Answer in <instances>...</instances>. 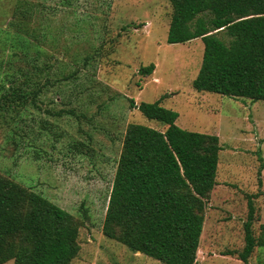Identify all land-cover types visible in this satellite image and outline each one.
Returning a JSON list of instances; mask_svg holds the SVG:
<instances>
[{
	"label": "rangeland",
	"instance_id": "obj_1",
	"mask_svg": "<svg viewBox=\"0 0 264 264\" xmlns=\"http://www.w3.org/2000/svg\"><path fill=\"white\" fill-rule=\"evenodd\" d=\"M171 13L169 0H0V86L7 69L4 30L19 29L37 48L36 62L51 66L38 78L51 84L35 105L0 106V175L78 221L80 250L71 264H164L103 233L127 125L165 129L130 107L129 98L136 104L160 99L178 112V126L219 138L217 184L195 264H242L246 194L255 207L252 233L261 235L264 100L195 90L204 45L200 38L168 43ZM150 63L154 71L141 74ZM25 64L17 56L8 69ZM249 261L264 264V247H255Z\"/></svg>",
	"mask_w": 264,
	"mask_h": 264
},
{
	"label": "trees",
	"instance_id": "obj_2",
	"mask_svg": "<svg viewBox=\"0 0 264 264\" xmlns=\"http://www.w3.org/2000/svg\"><path fill=\"white\" fill-rule=\"evenodd\" d=\"M172 13L168 43L195 38L203 42L201 65L192 86L232 98L264 100V0H169ZM5 35L7 69L0 86V106L36 104L51 66L37 63L30 38L19 29ZM3 38V36H2ZM21 56L26 64L8 67ZM41 64V65H40ZM154 63L139 72L149 75ZM44 90V89H43ZM154 102L134 103L164 130L129 123L126 127L112 187L108 195L103 233L164 264H195L207 201L217 184L219 151L216 134L184 129L178 112ZM14 143V142H13ZM15 144V143H14ZM247 199L243 223L242 264L255 247H264V224L255 237V207ZM74 216L42 194L0 175V264H71L80 245Z\"/></svg>",
	"mask_w": 264,
	"mask_h": 264
}]
</instances>
